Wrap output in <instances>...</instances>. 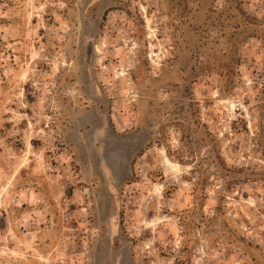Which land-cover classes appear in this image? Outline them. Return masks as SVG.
<instances>
[{"label": "rangeland", "instance_id": "374dc122", "mask_svg": "<svg viewBox=\"0 0 264 264\" xmlns=\"http://www.w3.org/2000/svg\"><path fill=\"white\" fill-rule=\"evenodd\" d=\"M0 264H264V0H0Z\"/></svg>", "mask_w": 264, "mask_h": 264}]
</instances>
